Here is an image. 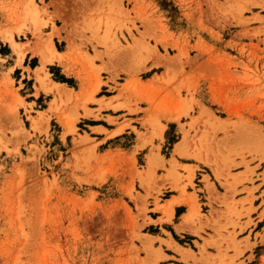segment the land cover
Masks as SVG:
<instances>
[{
	"label": "rangeland",
	"instance_id": "1",
	"mask_svg": "<svg viewBox=\"0 0 264 264\" xmlns=\"http://www.w3.org/2000/svg\"><path fill=\"white\" fill-rule=\"evenodd\" d=\"M28 3L37 13H25ZM3 29L18 46L0 34V264H264V0H0ZM54 34L58 49L64 38L78 39L101 60V47L120 92L183 115L162 148L98 149L82 123L72 119L68 129L60 119L62 131L49 124L39 111L47 95L26 102L41 72L45 92L61 93L51 79L75 86L54 64L36 68L35 79L11 71L26 50L38 55L28 60L34 67ZM130 139L112 142L127 147ZM175 155L203 163L211 176L205 214L196 206L202 243L171 226L175 242L156 236L152 211L169 218L164 180L194 186L196 166Z\"/></svg>",
	"mask_w": 264,
	"mask_h": 264
},
{
	"label": "crops",
	"instance_id": "2",
	"mask_svg": "<svg viewBox=\"0 0 264 264\" xmlns=\"http://www.w3.org/2000/svg\"><path fill=\"white\" fill-rule=\"evenodd\" d=\"M64 34L65 32H60V36L64 37ZM57 38L58 36L54 34L51 42H49L56 50L55 54H53L54 58L50 62L46 61L47 63L44 62L45 65H42L40 57L37 60V64L32 67L28 63V60L37 54L31 50H26L20 61L12 65L11 71L13 72L15 69H18L21 71L23 78H28L30 75L35 79L34 70L36 68L39 67L38 69H40L42 66H45L48 69V65L54 64L59 66L62 74L74 79L75 86L51 79L52 83L60 85L61 93H57L56 88L51 89V92H45L43 89H40L43 86L45 78V75L42 76L43 74L41 72L39 74L41 79L38 82H33V87H37V92L31 86L30 92L28 93L29 98L26 99V102L36 105V98L47 95L48 101L46 100V105L39 111L43 114L47 111L46 114L50 117L49 124H51L52 120L57 121L62 131L64 130V122L66 125L68 123L70 124L69 129L74 126L73 121L75 126L78 123H82L84 126L83 131L95 139L96 148L98 149L103 144H110L108 147H105L106 151L119 150L130 153L135 150L138 153L142 149L150 148L151 143L154 145L158 144L162 148L169 124L177 123L178 120L182 122L183 115L178 116L175 112L170 111L168 107L165 109L161 108L159 106L161 102L152 105L150 102L139 100V98L135 99L137 91L130 92L125 90L120 92L118 87L114 86L110 75L103 69V67L108 66L109 59L103 54L104 50L101 47L97 49L101 51L100 60L94 55L91 46L81 45L78 39H74L72 43L70 42V38H64L63 48L58 49L55 44ZM13 39L15 40L14 37ZM9 43L7 45L12 49ZM3 44H6V42L4 41ZM8 54L11 55L12 52ZM8 54L4 56H8ZM27 69L32 73L28 72ZM98 79L100 80L99 83ZM102 90L111 91V94H101L100 91ZM112 97L113 99L108 100V98ZM92 98L95 100L91 101L90 99ZM54 99L55 103L52 101ZM51 107L52 110L48 111ZM60 119L63 120V124ZM72 119L73 121H71ZM175 132L179 134L178 137L181 141L182 131L178 125L176 126ZM68 134V132L65 133V135ZM129 135H131V139L129 140L131 143L127 147H122L121 143L112 142V140L122 141ZM153 151L156 153V149H153ZM159 154L161 155V151H159ZM149 156L153 162V154ZM175 158L180 165L196 166L190 168L193 171L192 183L194 186L185 184V190L183 191L181 185L182 183H186L187 179L173 181L175 184L174 187L170 184L172 181L170 182L168 179L164 180L163 187L161 188L162 192L166 191L169 193L164 198L160 197V203L168 205L166 207L169 211V218L158 220L159 218L165 217V215L160 210L152 211L153 216H151V219L155 221L154 225L158 228L156 236L171 243L175 242L171 231L167 228V226H171L173 231L178 235L182 237L188 236L192 244L195 242L202 243V238H205V218H198L196 206L199 205L201 212L205 214V209L203 208H205V197L207 194L204 177L205 175L209 178L211 176L207 169H205L203 163L188 160V157L185 156L175 155ZM165 167L169 168V175L176 177L174 169L169 164L165 163ZM177 172L186 174V170L181 168H177ZM157 173L165 174L166 170H157ZM147 200L149 202V209L153 210V199L148 198ZM170 200L172 202L168 203ZM181 207V211L177 213V209ZM200 226L202 229H200ZM162 247H166V245L163 243ZM166 255L167 257H171L174 254L166 253Z\"/></svg>",
	"mask_w": 264,
	"mask_h": 264
},
{
	"label": "bare ground",
	"instance_id": "3",
	"mask_svg": "<svg viewBox=\"0 0 264 264\" xmlns=\"http://www.w3.org/2000/svg\"><path fill=\"white\" fill-rule=\"evenodd\" d=\"M29 4H31V3H28V6H30ZM28 6H27V10L25 12V13H27V15H30L31 14L30 13L31 11L34 12V13H37L36 12L37 9H36L35 5L32 4L31 5L32 7L30 6L29 8H28ZM0 34H1V36L3 38L9 40L11 42V44H14V45L18 46V43H15L13 41L12 31L7 30V29H3V30L0 31ZM55 52H56V50H55V48L53 47V45L51 43L46 44V47L43 48V49H41V51H40V57H41V63H42V65L44 64L45 61L49 60L50 57H51L50 55L55 54ZM67 127L69 129V127H70V124L69 123L67 124ZM183 143H184L183 139L181 141L176 142L175 143V150L180 151L181 148H182V146H183ZM169 202H172V200L168 201V203ZM186 252H189V251H186ZM189 254H187V255H189ZM187 255L184 254L183 255V258H186Z\"/></svg>",
	"mask_w": 264,
	"mask_h": 264
},
{
	"label": "trees",
	"instance_id": "4",
	"mask_svg": "<svg viewBox=\"0 0 264 264\" xmlns=\"http://www.w3.org/2000/svg\"><path fill=\"white\" fill-rule=\"evenodd\" d=\"M64 80H66V79H64Z\"/></svg>",
	"mask_w": 264,
	"mask_h": 264
}]
</instances>
